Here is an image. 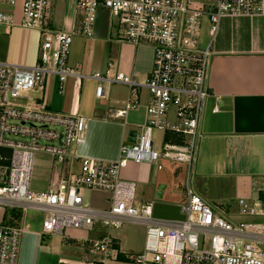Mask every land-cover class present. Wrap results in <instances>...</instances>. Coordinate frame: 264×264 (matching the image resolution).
<instances>
[{
  "label": "built area",
  "instance_id": "obj_1",
  "mask_svg": "<svg viewBox=\"0 0 264 264\" xmlns=\"http://www.w3.org/2000/svg\"><path fill=\"white\" fill-rule=\"evenodd\" d=\"M58 1L23 0L21 22L16 24L19 0H0V6L14 8L0 11V25L38 31L42 39L35 66L0 63V205L45 213L44 235H60L67 244L73 240L67 231H93L96 223L109 230H120L127 224L145 225L143 253L123 256L136 264H264V225L228 220L194 186L205 110L213 96L210 76L219 24L224 18H264V0H213L208 6L201 0H76L81 22L80 29L72 33H56L47 26L46 14ZM99 8L108 12L110 29L119 30L117 42L153 49L154 66L145 84L150 94L146 121L136 130L135 143L121 146L116 162L82 158L78 176L64 179L47 192H33L36 154L47 153L62 164L79 159L75 147L86 142L89 120L78 114L47 111L46 92L34 107L11 99L30 100V94L46 89L52 77L58 80L60 93L70 77H75L79 86L85 76L68 67L70 49L75 36L93 39ZM206 18L211 41L202 47ZM90 78L98 83L96 97L100 100L106 98V86L121 83L134 87L113 63L106 74ZM137 96L134 91L133 100L125 103L118 117L139 107ZM214 112L218 113L219 107ZM12 135L27 141L6 138ZM43 140L57 144L42 145ZM165 161L186 168L185 201L181 205L184 221L154 220L153 204L136 205L135 185L120 177L129 163H150L161 172ZM85 189L110 193V207L95 213L88 209L82 196ZM238 205L239 216L264 218V192L254 201L240 199ZM22 237L23 229L0 225V264H19ZM79 242L93 257L85 264H106L122 255L110 234L98 241Z\"/></svg>",
  "mask_w": 264,
  "mask_h": 264
},
{
  "label": "crops",
  "instance_id": "obj_2",
  "mask_svg": "<svg viewBox=\"0 0 264 264\" xmlns=\"http://www.w3.org/2000/svg\"><path fill=\"white\" fill-rule=\"evenodd\" d=\"M201 2L208 6L214 1ZM0 11L9 12L2 6ZM104 17L107 23L100 22L105 20L102 19ZM20 19L21 16H18L17 20ZM204 21H207L210 29L208 40H201L202 47L211 41L210 22L208 18ZM80 22L81 18L76 14V0H60L46 14L48 28L56 33L79 30ZM120 37L117 28L110 29L108 12L99 8L93 39L75 36L70 49L68 67L85 76L81 78L79 86L77 79L70 77L63 93H60L58 80L52 77L46 89L31 93L27 105H22L34 107L35 103L43 101L46 92L47 111L60 115L78 114L89 120L86 142L75 147L79 159L62 164L47 153L36 154L31 180L33 192H47L53 187L57 188L64 179L78 176L82 158L116 162L121 146L131 144L130 134L145 123L146 106L150 102L145 84L154 66V54L146 58L140 50L150 47L119 43L117 40ZM41 42L38 31L23 29L18 25H0V63L35 66L39 60ZM213 51L215 56L210 76L213 96L207 102L204 138L198 148L196 191L217 213L232 221L231 217L236 210L239 211L240 199L254 201L261 198L264 192V18L222 19ZM110 63L114 64L116 71L129 77L134 87L121 83L106 86V98L100 100L96 97L98 83L90 77L97 73L106 74ZM134 91L138 95L139 107L123 118L118 117L117 113L124 109L125 103L133 100ZM215 107H219L218 113L214 112ZM159 135L156 133V138ZM170 167L172 170L169 171L176 176L183 174V171L186 175L184 166ZM159 174L150 163L132 162L121 170L120 177L135 185L136 205H155L160 200L172 202L179 208V216L183 217L181 205L185 201V182L178 186ZM202 182L204 186H201ZM161 187H164L162 191ZM82 196L86 207L94 213L110 207V193L85 189ZM1 206L0 225L23 229L19 264H85L89 260L77 262L64 258L70 254L63 249L61 241L67 246L71 242L80 244L79 240L98 241L105 238L107 228L96 223L93 231H67L66 235L73 239L67 244L60 235H44L45 213L36 210L25 212L19 207L1 210ZM142 226L146 233L147 227ZM111 237L120 254L126 255L132 251L131 240L125 231ZM145 239L146 234L143 235L142 249ZM120 260L126 261L121 255L119 260L110 262L122 264Z\"/></svg>",
  "mask_w": 264,
  "mask_h": 264
},
{
  "label": "rangeland",
  "instance_id": "obj_3",
  "mask_svg": "<svg viewBox=\"0 0 264 264\" xmlns=\"http://www.w3.org/2000/svg\"><path fill=\"white\" fill-rule=\"evenodd\" d=\"M2 8L7 9L8 11L14 10V8H9V7H5V6H2ZM19 8L22 9V3L21 2L19 3L18 7L15 9V22H16V24L17 23L19 24L21 22V19L19 21L17 20V17L21 16V9L19 12ZM102 19H105V20H101L100 22L104 21L105 23H107L106 17H104ZM209 29H210V26H208L207 21H204L203 26H202V34H201L202 35L201 36L202 41L208 40ZM151 49L150 48H141L140 52L144 57L147 58V57L154 54ZM11 101L16 103V104H20V105H27V103L29 102L28 99H24V98L11 99ZM51 129H56L59 132L63 131V129L57 128L54 126H52ZM159 137H160V135H159ZM6 138L7 139L9 138L11 141H20V142H26L27 141L26 137L22 138V137H18V136H14V135L7 136ZM41 144L42 145H56L57 143L43 140V141H41ZM171 165H172L171 163L165 161L163 163V166L166 169H165V171H161L159 175L166 176V178L170 179L173 183H175L176 185L179 186L180 184H183V182H185L186 175L184 174V171H183V174L181 173L179 176H176L172 171H169V170H172L170 167ZM174 166L179 168L181 165L177 164ZM197 185H198V181L195 180V183H194L195 188ZM201 186H204L203 182H202ZM1 207H3V208H1V210L2 209H4V210L10 209V208L5 207V206H1ZM179 212H180L179 208L176 206V204H174L172 202L166 203V202H163L160 200V201H157L155 205H153V219L154 220L165 221V222L184 221L186 218L185 215L183 217H181V216H179ZM238 212L239 211L236 210L235 215H233L231 217L232 221L234 223H236V224H261V225H264V218L263 217H242V216H239ZM124 231H125V234L127 235V238H129V240H131L130 245L132 246V248H131L132 251L127 253V254H129V256H130V255H133L136 253L137 254L143 253L144 248L142 249L141 247H142V242H143V235H145L146 233H145V230L143 229L142 225L127 224L120 230H114L113 229V230L109 231L108 229H105V231H104L105 233H104L103 237H107L110 232H112L111 236L114 237L117 234H120ZM130 235L132 237H130ZM58 246L59 247L62 246L63 249L67 252V254H70L69 256L65 255L64 258H69V259L75 260L77 262L81 261L82 259L90 260L93 258L92 256H90L88 254L87 248L83 247L82 245H80L76 242H71L70 245L66 246L61 241V246L60 245H58ZM144 246H145V243H144ZM122 256H125V254H122ZM122 262L125 264H136V263L128 261V260H126L125 262L123 260L119 261V263H122ZM107 264H113V262L109 261V262H107Z\"/></svg>",
  "mask_w": 264,
  "mask_h": 264
},
{
  "label": "water",
  "instance_id": "obj_4",
  "mask_svg": "<svg viewBox=\"0 0 264 264\" xmlns=\"http://www.w3.org/2000/svg\"><path fill=\"white\" fill-rule=\"evenodd\" d=\"M136 136H137V132H132L131 134H130V137L132 138V140L130 141L131 143H135V141H136ZM163 188L164 187H161L160 188V191H162L163 190Z\"/></svg>",
  "mask_w": 264,
  "mask_h": 264
}]
</instances>
